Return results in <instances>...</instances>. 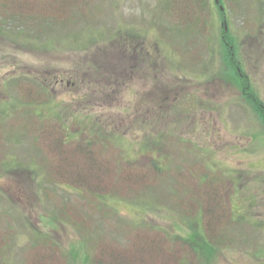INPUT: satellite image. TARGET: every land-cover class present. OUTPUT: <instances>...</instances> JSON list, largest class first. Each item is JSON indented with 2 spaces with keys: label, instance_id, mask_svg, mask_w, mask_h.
Masks as SVG:
<instances>
[{
  "label": "rangeland",
  "instance_id": "rangeland-1",
  "mask_svg": "<svg viewBox=\"0 0 264 264\" xmlns=\"http://www.w3.org/2000/svg\"><path fill=\"white\" fill-rule=\"evenodd\" d=\"M17 1L0 0V264H50L45 242L63 263L152 264L154 229L192 237L202 195L232 218L210 264H264V125L221 50L226 29L264 102V0ZM123 157L129 184L106 166Z\"/></svg>",
  "mask_w": 264,
  "mask_h": 264
},
{
  "label": "trees",
  "instance_id": "trees-1",
  "mask_svg": "<svg viewBox=\"0 0 264 264\" xmlns=\"http://www.w3.org/2000/svg\"><path fill=\"white\" fill-rule=\"evenodd\" d=\"M17 1V0H16ZM194 1V0H193ZM200 4L201 13L204 15L205 11H208L209 5H207L208 0H198ZM216 1V0H215ZM221 5H223L222 0H218ZM10 7L13 10H22V6L20 3L13 2L11 3ZM61 15V14H60ZM185 17H189V15H185ZM191 19H186L187 25L192 27L195 21ZM189 23H191L189 25ZM205 27V26H204ZM221 50L223 52L222 63L225 66V73L229 76H232L234 80L238 81L240 84V89L243 92V96L245 99L252 105V107L259 113V117L261 122L264 125V102L260 100L259 96L257 95L256 91L251 84L250 78L246 75L244 69L240 66V57L238 47L236 45L235 39L231 36V34L226 30L223 29L222 31V39H221ZM222 66V68H223ZM221 68V70H222ZM223 71L221 72V74ZM124 84V83H122ZM39 115V114H38ZM42 114H40L41 116ZM50 129V128H45ZM51 136L53 135V129H50ZM46 133V132H45ZM46 134H43L45 136ZM42 136V133L41 135ZM42 136V137H43ZM40 140V137H38ZM92 142L85 143L86 146L84 148L86 151H81L82 154L86 157L87 160H94L93 168L96 167L95 163L98 161L99 156L102 155L101 152L95 151L98 149H94L92 147ZM94 143V141H93ZM162 146H159L161 148ZM163 154H165V150H162ZM162 154V155H163ZM153 153L151 154V156ZM161 155V157H162ZM147 157V156H146ZM144 157L140 160L142 162V168L153 172L155 176H158L164 173V169L162 168V164L159 165L160 160L155 161L151 159L150 156L147 158ZM84 158V157H83ZM149 158V159H148ZM164 158V157H163ZM85 160V158H84ZM109 161L106 163L108 168H112L115 170V174L119 176V182L122 180H126L121 183H126L128 179H123L121 177V173L125 172L127 167H134L138 160L130 161V159L123 157L120 161L116 160L115 164L110 165ZM157 165V166H156ZM161 167H159V166ZM92 169V168H91ZM115 174H112V176ZM77 183V181H75ZM118 182V183H119ZM91 184L88 185V193L97 194V196L101 197V201H106L107 196L110 195V190L102 189V180L99 176H95L91 178L89 182ZM100 187V189H99ZM96 191V192H95ZM95 192V193H94ZM108 201V200H107ZM201 205L199 208L194 207L192 205L187 206V210L184 211L187 215H182L184 220L187 221V226L190 228L189 230L192 231L193 236L190 238H181V237H169L161 232L159 229H154L155 232L152 233V249L151 254L148 259H151L152 264H210L212 260V252L216 250L217 242H218V235L220 230L222 229L223 224H226L227 221H231V213L226 209L224 205H219L217 208H213L210 205L208 199H204L203 195L200 198ZM149 206V203L147 204ZM146 205V206H147ZM223 206V207H222ZM221 208V209H220ZM142 211L146 212L148 207L142 206ZM227 211H226V210ZM230 213V214H229ZM215 221V222H214ZM232 222V221H231ZM162 233L164 235H162ZM151 234V233H150ZM140 237L147 236L139 235ZM139 240V239H137ZM141 240V239H140ZM6 239L4 244L1 246L0 241V249H5ZM45 248V252H48L49 256H52V261L50 264H68L66 262L63 263L64 257L59 255L58 246L49 245L47 242L43 244ZM50 248V249H49ZM51 250L52 253L49 251ZM46 254V253H45ZM62 254V253H61ZM33 260V259H32ZM43 260L45 259H37V264H42ZM97 264H101L100 261Z\"/></svg>",
  "mask_w": 264,
  "mask_h": 264
},
{
  "label": "flooded vegetation",
  "instance_id": "flooded-vegetation-1",
  "mask_svg": "<svg viewBox=\"0 0 264 264\" xmlns=\"http://www.w3.org/2000/svg\"><path fill=\"white\" fill-rule=\"evenodd\" d=\"M124 85H126V83Z\"/></svg>",
  "mask_w": 264,
  "mask_h": 264
}]
</instances>
